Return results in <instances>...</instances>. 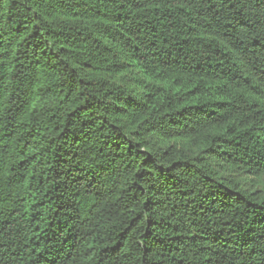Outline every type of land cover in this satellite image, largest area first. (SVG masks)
<instances>
[{"label": "trees", "instance_id": "trees-1", "mask_svg": "<svg viewBox=\"0 0 264 264\" xmlns=\"http://www.w3.org/2000/svg\"><path fill=\"white\" fill-rule=\"evenodd\" d=\"M0 264H264V0H0Z\"/></svg>", "mask_w": 264, "mask_h": 264}]
</instances>
